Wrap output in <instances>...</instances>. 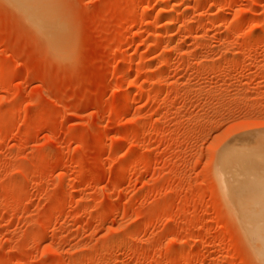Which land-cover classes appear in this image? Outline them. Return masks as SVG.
<instances>
[{"label":"rangeland","instance_id":"obj_1","mask_svg":"<svg viewBox=\"0 0 264 264\" xmlns=\"http://www.w3.org/2000/svg\"><path fill=\"white\" fill-rule=\"evenodd\" d=\"M28 2L56 36L0 0V264H261L214 172L264 145V0Z\"/></svg>","mask_w":264,"mask_h":264},{"label":"bare ground","instance_id":"obj_2","mask_svg":"<svg viewBox=\"0 0 264 264\" xmlns=\"http://www.w3.org/2000/svg\"><path fill=\"white\" fill-rule=\"evenodd\" d=\"M10 1L45 35L51 39L56 36L30 15L28 0ZM252 139L230 143L220 154L214 174L248 248L264 264V145L253 144Z\"/></svg>","mask_w":264,"mask_h":264}]
</instances>
